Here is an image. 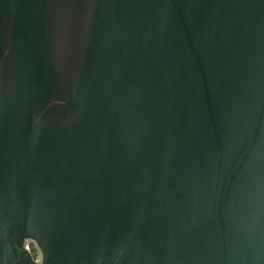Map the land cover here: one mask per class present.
Wrapping results in <instances>:
<instances>
[{
	"label": "water",
	"instance_id": "95a60500",
	"mask_svg": "<svg viewBox=\"0 0 264 264\" xmlns=\"http://www.w3.org/2000/svg\"><path fill=\"white\" fill-rule=\"evenodd\" d=\"M0 264H264V0H0Z\"/></svg>",
	"mask_w": 264,
	"mask_h": 264
},
{
	"label": "trees",
	"instance_id": "16d2710c",
	"mask_svg": "<svg viewBox=\"0 0 264 264\" xmlns=\"http://www.w3.org/2000/svg\"><path fill=\"white\" fill-rule=\"evenodd\" d=\"M31 251H32V253L34 254V256H36V252H35V250H34L33 247H31Z\"/></svg>",
	"mask_w": 264,
	"mask_h": 264
},
{
	"label": "rangeland",
	"instance_id": "374dc122",
	"mask_svg": "<svg viewBox=\"0 0 264 264\" xmlns=\"http://www.w3.org/2000/svg\"><path fill=\"white\" fill-rule=\"evenodd\" d=\"M36 252V251H35Z\"/></svg>",
	"mask_w": 264,
	"mask_h": 264
}]
</instances>
